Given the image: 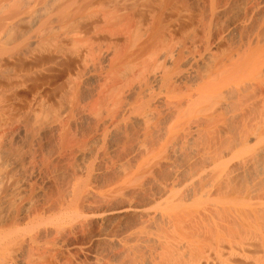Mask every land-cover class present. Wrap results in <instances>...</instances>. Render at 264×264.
Here are the masks:
<instances>
[{
	"label": "bare ground",
	"instance_id": "bare-ground-1",
	"mask_svg": "<svg viewBox=\"0 0 264 264\" xmlns=\"http://www.w3.org/2000/svg\"><path fill=\"white\" fill-rule=\"evenodd\" d=\"M0 264H264V0H0Z\"/></svg>",
	"mask_w": 264,
	"mask_h": 264
}]
</instances>
